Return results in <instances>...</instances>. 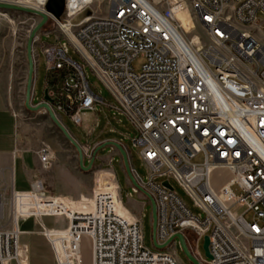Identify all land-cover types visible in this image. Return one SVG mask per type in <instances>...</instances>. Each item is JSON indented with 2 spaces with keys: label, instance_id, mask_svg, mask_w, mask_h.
Returning a JSON list of instances; mask_svg holds the SVG:
<instances>
[{
  "label": "built area",
  "instance_id": "1",
  "mask_svg": "<svg viewBox=\"0 0 264 264\" xmlns=\"http://www.w3.org/2000/svg\"><path fill=\"white\" fill-rule=\"evenodd\" d=\"M161 2L65 0L63 15L58 19L50 14L54 28L45 32L58 34L57 42L44 44L39 34L33 54L35 82L39 47L45 54V91L62 122L67 116L91 136L100 121L89 123L87 114L107 107L135 127L133 143L140 147L146 179L132 166L121 140L101 143L123 145L137 183L113 145L133 188L127 199L133 193L152 196L157 207L154 239L158 244L172 240L156 251L144 245L143 216L127 207L111 156L98 169L93 164L95 178L87 198L51 194L41 180L27 191L12 188V224L0 227V264H29L17 219L46 215L67 220L65 228L43 230L54 264H181L178 233L201 264H264V0H191L192 29L200 27L205 36L196 32L192 38L177 18V11L187 9L185 0L169 1L164 9ZM87 9L88 15L73 24L72 18ZM139 57L143 63L136 69L133 63ZM88 67L117 105L92 87ZM81 146L91 159L95 147ZM36 154L43 169L53 165L50 145L43 144ZM217 170L230 176L215 186ZM0 218L5 219L3 212ZM186 230L194 233L193 242ZM206 236L210 256L204 257L199 246Z\"/></svg>",
  "mask_w": 264,
  "mask_h": 264
},
{
  "label": "rangeland",
  "instance_id": "2",
  "mask_svg": "<svg viewBox=\"0 0 264 264\" xmlns=\"http://www.w3.org/2000/svg\"><path fill=\"white\" fill-rule=\"evenodd\" d=\"M169 1L172 0H162L159 6L162 9L167 8ZM185 2L187 4V9L190 11L191 0H185ZM30 3L32 5L38 4L35 1H30ZM89 11L90 10L87 9L80 15L73 17L72 23L77 24L86 15H88ZM0 12L6 14V17H2L0 15V112H8L9 115H11V117L15 120L16 136L19 138L21 143L20 147L22 149L30 151L35 156H37L36 151L43 144H48L51 146L56 155L54 160L57 158L58 162L65 165L68 169L70 168V170L73 168L76 169V163L78 160L77 150L53 123L47 111L44 109L39 111H30L25 106V92L28 74L26 44L30 31L38 23L40 17L15 10L0 9ZM260 17L263 19L264 15L261 14ZM180 20L187 31L191 30L190 32L186 33L188 38H192L196 32H199V34L204 36V32L200 27H197V29H192L194 24L188 14ZM53 28V21H48L40 33L42 43L51 45L57 42L58 34L50 33L48 36L45 34V32ZM39 53V70L34 88V104L38 103L43 97L45 91V81L47 79L46 58L41 47H39ZM142 63L143 58L139 57L133 64L136 69H139ZM87 69L90 83L96 92L100 93L110 103L117 105L114 97H112L100 79L90 70L89 67ZM115 113L116 116L114 117ZM87 118L88 122L92 124L95 123L97 118L100 121L99 126L91 136H87L85 133L86 130L79 128L67 116L63 117V122L70 132L76 136L82 144H85L88 140V142L91 143L92 148L96 147L105 139L121 140L129 150L132 166L137 170L143 179H146L148 170L143 164L142 158L138 154L140 147L135 146L133 143V140L138 136V132L126 118V116L120 115L116 109H110L106 107L99 108L97 113H88ZM118 118H121L123 123L118 122ZM9 127L10 125L7 126L3 132L8 130ZM111 128H115V131H111ZM111 156H113L112 167L117 175L119 183L123 188V194L126 198L127 207L134 214L136 213L137 215L143 216L142 225L144 245L154 251L159 250L154 245V229L151 222L152 204L149 198L144 199L137 193H133V197L127 199V192H132L133 188L126 179L125 171L121 166L120 155L118 153L113 154V145H106L104 148L99 150L95 162V168H100V166H102V159L105 161ZM86 163H89L88 159L86 160ZM213 175V184L215 186L224 184L230 176L228 172L219 170L214 171ZM94 178L95 173L92 171H84V174L82 175V179L89 186L88 188L90 189V194H92ZM38 180H42L44 183L43 178ZM171 182L187 205L194 212H198V209L193 207L191 199L186 195L184 190L178 186L174 179H171ZM80 186L83 187L84 190L87 188L84 182L80 183ZM11 189L12 187L10 186L9 181L6 183L2 181L0 182V200L2 201L0 202V214L3 212L5 216L4 220L0 218V227L3 225L9 226L12 224V221H9V198ZM50 193L53 194L52 192ZM90 196L91 195H88L87 197ZM45 224L50 229H58L65 226L63 219L60 216L47 217ZM27 225H29L30 228L41 227V223L35 222ZM20 227H23V224H20ZM185 235L189 241H194L195 235L191 230H186ZM204 241L205 239L200 241L199 248L203 256L206 257ZM176 250L178 260L181 262V264H193L183 251L179 239L176 245ZM85 255L87 259H89L90 248L87 241L85 242ZM43 259L45 261L52 260L50 254H48V256L43 254Z\"/></svg>",
  "mask_w": 264,
  "mask_h": 264
},
{
  "label": "crops",
  "instance_id": "3",
  "mask_svg": "<svg viewBox=\"0 0 264 264\" xmlns=\"http://www.w3.org/2000/svg\"><path fill=\"white\" fill-rule=\"evenodd\" d=\"M14 121L15 120L8 112H0V182L6 183L9 181L12 188L18 191H27L31 189V185L34 181L43 178L46 190L53 194L66 195L76 199L86 198L88 195H91L90 189L88 188L89 186L82 179L84 171L79 166V158L76 163V169H68L65 165L58 162L57 158H55L52 167L43 169L40 166V161L37 156L20 147L21 143L16 136V124ZM8 124L10 127L3 132L6 127L9 126ZM74 137L77 139L76 136ZM77 140L79 141V139ZM79 143L82 144L80 141ZM82 145H91V143L87 140V142ZM54 156H56L55 153ZM87 159L88 158H85L86 165ZM88 160L90 161V159ZM103 161L102 159V163ZM95 162L94 165H96ZM82 182L85 183L88 189L85 188L86 190H84L83 187L80 186ZM0 202L2 201L0 200ZM49 216L50 215L43 217L21 216L17 219V226L20 231L19 242L21 247L27 249L29 264L55 263L50 241L43 233L44 229H50L45 224V220ZM60 217L63 219L65 225L62 228H65L67 226V220L64 216ZM32 222L41 223V227L30 228L27 224ZM20 224H23V227H20ZM43 254L47 256L50 254L52 260L45 261L43 259Z\"/></svg>",
  "mask_w": 264,
  "mask_h": 264
},
{
  "label": "water",
  "instance_id": "4",
  "mask_svg": "<svg viewBox=\"0 0 264 264\" xmlns=\"http://www.w3.org/2000/svg\"><path fill=\"white\" fill-rule=\"evenodd\" d=\"M0 9L4 10H15V11H22L26 13H30L33 15H36L40 17V20L38 23L33 27V29L30 31V34L28 36L27 44H26V50H27V61H28V74H27V82H26V92H25V106L30 111H39L41 109H44L47 111L49 117L53 121V123L57 126V128L63 133V135L66 137V139L75 147L78 153L79 158V166L83 171H90L93 167V164L96 160L97 154L100 149L104 148L106 145H114L117 147V149L120 151L125 168L132 179L134 184H137L134 176L131 172V167L129 163V158L127 151L123 147L121 143L114 140L105 141L104 143H101L97 145L93 150L92 158L90 159L89 163L85 164V153L83 150V147L81 144L77 141V139L72 135L70 130L66 127V125L57 117L55 114L53 108L49 104L48 101H51V98L47 95V92L44 91V101H39L38 103L34 104V83H35V61H34V43L35 39L39 36L41 33V30L44 28V26L48 23L50 14L54 15L56 18L60 19L61 16L64 13L65 9V0H47L45 3L44 8L34 7V6H28L23 5L16 2H7V1H0ZM164 184L171 190L174 189V186L169 182L165 181ZM149 200L152 204V217H153V229L155 230L156 224H157V207L155 204V201L152 196L148 195ZM176 237L180 241V245L193 264H201L191 253L185 236L183 233H178ZM204 241V249L206 256H210L209 252V239L206 236ZM172 239H170L171 241ZM170 241H168L165 244H158L154 239V245L158 249H162L166 247Z\"/></svg>",
  "mask_w": 264,
  "mask_h": 264
},
{
  "label": "bare ground",
  "instance_id": "5",
  "mask_svg": "<svg viewBox=\"0 0 264 264\" xmlns=\"http://www.w3.org/2000/svg\"><path fill=\"white\" fill-rule=\"evenodd\" d=\"M0 1H7V2H13L15 1L16 3H20V4H23V5H28V6H34V7H39V8H42V5L45 3L46 0H0ZM30 1H35L36 3H38L37 5H32L30 3ZM189 15L190 18L192 19V22L193 24L195 25L194 21H193V18H192V14L190 13V11L188 9H185V10H179L177 11V18L180 20L181 18H183L185 15ZM0 15L2 17H6V14L0 12ZM182 26H183V23L182 21L180 20ZM193 25V27H194ZM184 27V26H183ZM185 28V27H184ZM185 31L186 33L190 32V31H187L186 28H185ZM126 209V208H125Z\"/></svg>",
  "mask_w": 264,
  "mask_h": 264
}]
</instances>
